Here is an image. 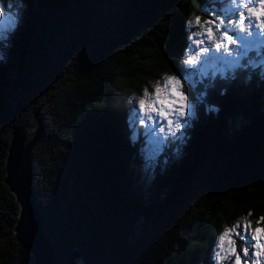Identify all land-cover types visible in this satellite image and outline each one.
I'll return each instance as SVG.
<instances>
[{
  "label": "trees",
  "instance_id": "1",
  "mask_svg": "<svg viewBox=\"0 0 264 264\" xmlns=\"http://www.w3.org/2000/svg\"><path fill=\"white\" fill-rule=\"evenodd\" d=\"M22 1L13 57H0V264H34L16 241L19 206L4 182L24 125L42 128L33 195L56 264L73 250L79 264H214L225 222L264 216V77L241 63L185 84L196 103L185 145L175 157L164 149L149 181L127 91L158 70L186 73L189 17L208 18L220 0Z\"/></svg>",
  "mask_w": 264,
  "mask_h": 264
},
{
  "label": "snow or ice",
  "instance_id": "2",
  "mask_svg": "<svg viewBox=\"0 0 264 264\" xmlns=\"http://www.w3.org/2000/svg\"><path fill=\"white\" fill-rule=\"evenodd\" d=\"M225 5L221 16L217 19L202 22L200 17H196L194 23L200 25L202 31L193 35L203 38L195 41V43L197 46L205 44V39L208 43L202 49L203 56L198 51L196 55H191L184 61L186 65L195 67L201 60L207 62L210 55L218 60H228L233 55L231 49L235 47V56L238 58L231 61V67L234 71L237 67L247 66L241 65L240 58L247 57L249 51L253 48L257 49V55H259V45L264 43V0H225ZM236 12L240 14L234 20L229 17V13L235 14ZM226 19L229 20L227 24L225 23ZM188 23L191 26L193 21ZM221 28L224 31L217 36L216 33L220 32ZM229 32L234 35H229ZM8 36L9 34L6 33L3 38L7 39ZM212 49H214V52L211 51ZM249 64L256 67V64L252 61H249ZM139 105L140 111L148 120L154 119L152 113L167 120V135L174 136L175 139H182V129L189 126V120L183 118L194 114L189 111L188 96L184 91L183 82L172 75L164 78L162 86L157 83L153 93H149L145 89L143 98L139 100ZM173 115L176 118L170 119L169 117ZM140 123L143 124L144 120L141 119ZM159 130L162 133L165 132L164 127H160ZM175 133H181V135L175 136ZM155 163L154 156L147 161L149 167L154 166ZM261 222H264V216H261L257 221L258 224ZM240 228V223L237 222L232 228H226L219 236L217 251L215 252L217 264H222L223 261L232 257H234L232 264H242V257H250V249H253V251L248 264H261V258H264V227L252 229L251 221H249L240 231H237ZM237 238L241 242L240 251H237L236 248Z\"/></svg>",
  "mask_w": 264,
  "mask_h": 264
},
{
  "label": "rangeland",
  "instance_id": "3",
  "mask_svg": "<svg viewBox=\"0 0 264 264\" xmlns=\"http://www.w3.org/2000/svg\"><path fill=\"white\" fill-rule=\"evenodd\" d=\"M220 4L211 5L208 9H205L209 13V17L205 19H201V21L209 20V19H217L221 16V12L223 7H225V0H220ZM24 8L25 3L22 0H7L6 4L3 5V1L0 0V42L3 43V50L0 49V57H3L7 60V58L10 59V57H13L14 52V43H13V36L17 35L24 20ZM239 12H236L235 14L229 13V17H231L233 20L236 16H239ZM196 17L190 16L189 21H193V24L189 26L190 33L186 38V44L184 46V54L183 58L185 61L189 58L191 55H196L199 51L201 53V56H203L202 49L203 47L207 46V40L205 39V44L197 46L195 41L202 39L201 36H195L194 33L202 31V28L200 25H196L195 22ZM225 23H229V20L226 19ZM224 31L223 28L220 29V32L216 33L217 36H219ZM9 34L7 39H4L5 34ZM229 35H234L232 32L228 33ZM14 39V38H13ZM259 46H264V43H261ZM214 52V49L211 50ZM232 56L228 58V60L224 59H215L211 57L207 60V62H204L201 60V62L194 66L186 65L184 63V69L186 73L182 72L180 76H177L170 71L166 70H158L157 75L147 80L146 82H142L139 85V89H134L133 91H127L129 100L133 104L132 106L128 107V121L129 126L131 127V136L132 140L136 137L142 136V144L140 147V155H141V162H140V173L143 175L145 181H149L150 177L152 175V170L155 167H149L147 164V161L150 157L154 156L155 160L159 155L162 153L164 149L171 150L172 156H178L181 154V151L183 149V146L185 145V140L187 138V129H182L183 138L182 139H175L174 136L167 135L168 132V125L167 120L157 117L155 113H152L153 120H148L143 113L140 111V105L139 100L143 98V92L145 89L148 90L149 93L154 92V88L157 85V83H160L161 86L163 85L164 78L166 76L172 75L176 76L177 78L181 79V81L184 84L193 86L195 82L199 81L201 78L207 77V75L221 73L224 74L228 70H232L231 67V61L238 58L235 56L236 48L233 47L231 49ZM8 59V60H9ZM249 61H252L256 64L258 67L261 75L264 77V54L263 52L259 53L257 55V49L253 48L251 51H249L247 57L240 58V63L242 64H249ZM251 65V64H250ZM195 73V75H194ZM185 91V88H184ZM186 93V91H185ZM188 96V103H189V111L190 113L195 114L196 109V103L194 102L193 98H191L188 93H186ZM195 99V98H194ZM159 107V105H157ZM193 114V115H194ZM193 115L186 116L183 119H188L190 123V119L193 117ZM170 119H175L176 116L173 115L172 117H169ZM143 119L144 123H140V120ZM160 127H164L165 132H160ZM30 128V126H29ZM31 128H35L34 126H31ZM30 128V129H31ZM181 133H175V136H180ZM174 143V145H171ZM250 210H247L244 215L238 216L237 218L233 219L230 223L225 222L223 224L221 233L219 236L223 233V231L226 228H232L237 222L240 223L241 228L237 229V231H240L249 221L250 219ZM252 222V221H251ZM256 227H263L260 223L257 224V226H251L252 229ZM250 231V230H249ZM218 238L216 240L213 252H212V260L214 264H217V261L215 259V252L217 251V244H218ZM253 243H255L253 241ZM240 245L241 242L237 238L236 248L237 251H240ZM253 249H250V257L249 258H243L242 257V264H248V261L251 258V252ZM232 260H234V257H232L229 260H225L222 262V264H232ZM261 264H264V258H261Z\"/></svg>",
  "mask_w": 264,
  "mask_h": 264
},
{
  "label": "water",
  "instance_id": "4",
  "mask_svg": "<svg viewBox=\"0 0 264 264\" xmlns=\"http://www.w3.org/2000/svg\"><path fill=\"white\" fill-rule=\"evenodd\" d=\"M42 128L31 130L28 125L16 126L5 155L4 182L19 206L13 232L16 241L31 255L34 264H56L55 250L42 230V218L33 195V164L31 152ZM70 264H79L80 253L73 250Z\"/></svg>",
  "mask_w": 264,
  "mask_h": 264
}]
</instances>
